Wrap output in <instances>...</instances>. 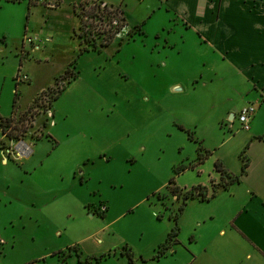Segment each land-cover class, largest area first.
<instances>
[{
	"label": "rangeland",
	"instance_id": "1",
	"mask_svg": "<svg viewBox=\"0 0 264 264\" xmlns=\"http://www.w3.org/2000/svg\"><path fill=\"white\" fill-rule=\"evenodd\" d=\"M26 9V4L0 3V114H15L4 141L0 131V146L25 141L35 152L29 161L13 157L9 164L2 162L0 152V185L9 187L7 198L0 202V231L11 242L10 247L0 243L1 251L9 250L0 264H19L31 253H54L58 245H70L86 235L92 236L86 241L88 251L108 253L124 238L145 251L152 210L173 199L172 193L177 192L173 186L182 188L185 181L199 180L196 168L190 169L201 153L197 133L176 121L185 104L167 93L178 77L156 64L153 51L158 49L147 47L145 38L134 35V30L120 35L121 45L102 48L107 35L119 37L123 20L119 12L95 6L100 17L89 30L99 50L80 54L89 35L80 21L75 34L64 30L55 48L49 46L36 55L44 64L46 57L54 56L51 65L38 72L44 74L42 80L37 82L35 77L31 85L17 86L13 73L22 58ZM44 20L40 16L35 25ZM35 64H28L30 73L35 72ZM46 68L65 75L56 85L51 80L53 86L37 96L40 82H46ZM43 108L54 112L43 130L54 142L38 139V131L33 133L34 120ZM185 167L192 173L181 177ZM109 204L113 218L121 219L114 228L99 231L105 224L99 210ZM22 212L23 220L18 221ZM56 231L63 234L61 239L55 237Z\"/></svg>",
	"mask_w": 264,
	"mask_h": 264
},
{
	"label": "crops",
	"instance_id": "2",
	"mask_svg": "<svg viewBox=\"0 0 264 264\" xmlns=\"http://www.w3.org/2000/svg\"><path fill=\"white\" fill-rule=\"evenodd\" d=\"M50 1H59L60 5L50 8L33 0H6L27 5L22 58L13 76L17 83L16 76L23 72L29 80L17 86L31 85L35 77L37 82L42 80L44 74L38 75V72H44L43 67H49L54 56L46 57L44 64L36 55L44 53L49 46L55 48L64 30L75 34L80 21L86 20V14L100 1L107 9L119 12L123 20L121 29L118 28L119 37L116 34L102 48L121 45L124 41L120 35L134 30V35L145 38L147 47L158 49L153 51L156 64H162L163 71L177 75V81L169 86L167 93L183 99L185 104L178 110L176 121L183 128H194L197 133L201 153L190 169L196 168L194 173L199 180L185 181L182 188L173 186L177 191L172 193L173 199L152 210L147 231L149 247L145 251L125 238L121 239L122 245H113L108 253L88 251L86 241L92 236L86 235L70 245H58L59 250L54 253H31L30 259L19 264H42V261L61 264L64 259L65 264H131L126 248L134 253L133 264H264V0ZM40 16L45 18L43 24L35 25ZM26 36L35 40L38 49L31 44L25 46ZM29 63H36V73H30ZM64 75L58 69L46 68V82H40L37 96L53 86L51 80L56 85ZM35 101L36 98L32 104ZM249 105L256 108V113L246 129L239 116ZM52 108L39 111L33 133L38 131L41 135L38 139L51 138L54 142L49 132L43 133L49 125V114L54 116ZM0 117L15 119V114H0ZM0 131L4 141L7 136L1 124ZM9 142L0 146L2 162L9 164L13 157L12 160L27 158L29 161L35 155L25 141L29 146V154L25 156L18 154V142ZM42 160L38 162L42 164ZM244 160L248 162L245 173ZM208 165L211 169L206 170ZM190 169L185 167L180 176L192 173ZM8 188L0 185V202L7 198ZM194 188H197L195 197L188 199L179 213L185 193ZM33 202L37 204V199ZM104 206L106 211L103 213L100 208L99 214L105 224L99 231L114 228L121 219V216L113 218L111 204ZM24 212L18 221L23 220ZM175 227L178 232L169 242L170 248L155 259ZM7 229L5 224L3 230ZM62 236L56 231V238ZM0 238L3 246H11L1 231ZM15 241L12 250L16 248ZM4 249H0V258L9 254ZM74 249L79 253L77 257Z\"/></svg>",
	"mask_w": 264,
	"mask_h": 264
},
{
	"label": "trees",
	"instance_id": "3",
	"mask_svg": "<svg viewBox=\"0 0 264 264\" xmlns=\"http://www.w3.org/2000/svg\"><path fill=\"white\" fill-rule=\"evenodd\" d=\"M14 1H18V0H14ZM96 8H98V6H96ZM87 15H89L90 16V18L91 17H93L95 20H96V18H99L100 17V14L97 12V11H94V8H93V10L92 11H89L88 12V14ZM83 21L85 22V24H83V26L85 27V28H87V30H86V35H87V32H88V36H86V46H84V44H82L84 47H83V49H81L80 50V54H82L84 51H88L89 49H92V50H94V51H98L99 50V48L95 45V44H92V42L93 41H95L96 40V38L94 37L95 36V34H93L92 33V31L91 30H89L90 29V23L91 24H93V22L92 21H86L84 18H83ZM82 23V22H81ZM92 27H93V25H92ZM91 29H93V28H91ZM94 35V36H93ZM115 35V34H114ZM89 37V38H88ZM107 38L106 39H102V41H101V47H105V46H108L109 45V41L110 40H112L113 38H114V36L113 35H107L106 36ZM92 44V47H90L89 45H91ZM81 45V46H82ZM67 73V72H66ZM59 95V94H58ZM57 99V98H56ZM14 119H9V118H7V119H4V118H2V117H0V124H1V126H2V128H3V134L4 135H6V133H7V126L13 121ZM201 149V147H199V150ZM247 167H248V162L246 161V160H244V166H243V172L245 173V170L247 169ZM218 168H219V166H218ZM196 191H197V188H194V189H192L191 191H188V192H186L185 193V195H184V198H183V203H182V205H181V207H180V209H179V213L184 209V207H185V205H186V201L188 200V199H190V198H194L195 197V195H196ZM177 232H178V227H175L174 228V231L170 234V237H169V239H168V241L164 244V245H162L161 246V248H160V250L158 251V254L155 256V259H158V258H160V257H162L165 253H166V251L170 248L169 247V242L171 241V239L177 234ZM73 249V248H72ZM71 249V250H72ZM126 253H127V255H128V257H129V260H130V263L131 264H133L134 263V253L130 250V249H127L126 248ZM65 259L61 262V264H65Z\"/></svg>",
	"mask_w": 264,
	"mask_h": 264
},
{
	"label": "built area",
	"instance_id": "4",
	"mask_svg": "<svg viewBox=\"0 0 264 264\" xmlns=\"http://www.w3.org/2000/svg\"><path fill=\"white\" fill-rule=\"evenodd\" d=\"M35 2H38V3H42L44 5H46L47 7H50V8H56L60 5L59 1H50V0H33ZM97 3L99 4H95V6H98L99 8H103V9H107L105 5H103L100 1H98ZM99 18H96V20H98ZM93 17L90 18L89 15L86 14V21H96ZM114 24H117L120 22L118 21H114L113 22ZM24 43H25V46L27 44H31L33 45L34 49H38V46L35 45V40L31 37H28L26 36L25 39H24ZM24 52V51H23ZM16 80H17V83L19 82H26L29 80V76L23 72H19L18 75L16 76ZM256 113V108L253 106V105H249L247 107H245L242 112L240 113V121L242 123V126L246 129L249 128V124L252 120V117L255 115ZM22 146H25V148H22ZM17 150H20V152L18 153L20 156H25L27 154H29V146L25 145L24 142H22V144H18V148ZM107 209L106 206H103L102 209H101V212H105Z\"/></svg>",
	"mask_w": 264,
	"mask_h": 264
},
{
	"label": "bare ground",
	"instance_id": "5",
	"mask_svg": "<svg viewBox=\"0 0 264 264\" xmlns=\"http://www.w3.org/2000/svg\"><path fill=\"white\" fill-rule=\"evenodd\" d=\"M22 148H25V146H22Z\"/></svg>",
	"mask_w": 264,
	"mask_h": 264
}]
</instances>
